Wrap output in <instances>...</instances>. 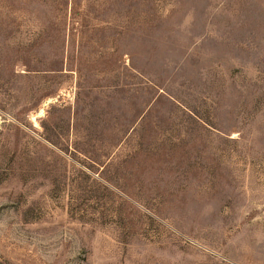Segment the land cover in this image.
Here are the masks:
<instances>
[{
  "label": "rangeland",
  "instance_id": "obj_1",
  "mask_svg": "<svg viewBox=\"0 0 264 264\" xmlns=\"http://www.w3.org/2000/svg\"><path fill=\"white\" fill-rule=\"evenodd\" d=\"M0 264H264V0H0Z\"/></svg>",
  "mask_w": 264,
  "mask_h": 264
},
{
  "label": "bare ground",
  "instance_id": "obj_2",
  "mask_svg": "<svg viewBox=\"0 0 264 264\" xmlns=\"http://www.w3.org/2000/svg\"><path fill=\"white\" fill-rule=\"evenodd\" d=\"M41 113H42V111H41Z\"/></svg>",
  "mask_w": 264,
  "mask_h": 264
}]
</instances>
